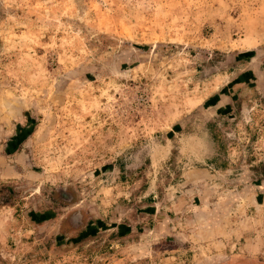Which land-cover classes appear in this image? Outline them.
<instances>
[{"label":"rangeland","instance_id":"1","mask_svg":"<svg viewBox=\"0 0 264 264\" xmlns=\"http://www.w3.org/2000/svg\"><path fill=\"white\" fill-rule=\"evenodd\" d=\"M0 264H264V0H0Z\"/></svg>","mask_w":264,"mask_h":264},{"label":"flooded vegetation","instance_id":"2","mask_svg":"<svg viewBox=\"0 0 264 264\" xmlns=\"http://www.w3.org/2000/svg\"><path fill=\"white\" fill-rule=\"evenodd\" d=\"M85 219V212L82 209H74L66 216L65 223L73 229H78L83 226Z\"/></svg>","mask_w":264,"mask_h":264},{"label":"trees","instance_id":"3","mask_svg":"<svg viewBox=\"0 0 264 264\" xmlns=\"http://www.w3.org/2000/svg\"><path fill=\"white\" fill-rule=\"evenodd\" d=\"M58 195L62 200H67L69 198V195L66 192V188L61 187L58 190ZM60 193V194H59Z\"/></svg>","mask_w":264,"mask_h":264}]
</instances>
